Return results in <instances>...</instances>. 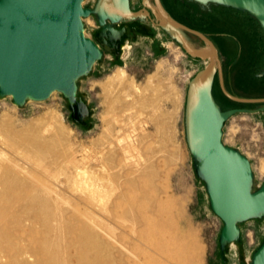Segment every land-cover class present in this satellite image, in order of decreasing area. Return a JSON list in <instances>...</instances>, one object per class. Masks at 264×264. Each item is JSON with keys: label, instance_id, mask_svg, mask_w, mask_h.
Masks as SVG:
<instances>
[{"label": "rangeland", "instance_id": "obj_1", "mask_svg": "<svg viewBox=\"0 0 264 264\" xmlns=\"http://www.w3.org/2000/svg\"><path fill=\"white\" fill-rule=\"evenodd\" d=\"M148 2L154 4V0H148ZM95 3L96 0H85L83 6L93 9ZM137 3L138 1L136 0L130 4L129 0L130 8L133 12L144 9L141 0L142 8L135 10ZM145 10H147L149 15L146 16V21L142 24L149 27V31L150 27L157 28L153 25L155 19L152 12L148 9ZM219 14L225 19L236 23L239 29L245 26L250 33L254 34L257 43L256 51L260 57L257 58L255 66L249 74L252 78L253 74L261 66L264 56V37L261 31L256 23L244 13L231 8H220ZM83 22L85 36L93 38V33L99 29L95 17L93 15L89 16ZM157 29L161 32V35H166L160 28ZM141 36L143 35L127 32L124 38V44L127 45L125 49H122L117 56L111 53H104L102 59L95 63L90 74L79 81V92L88 103L90 113L85 124L80 125L71 122L70 112L66 108V101L57 92L52 93L45 101H28L22 107L14 105L11 97L0 99V117L6 112L5 115L9 114L12 117L16 125L15 128L20 129L28 123H34L35 119L44 115L48 110L51 111L53 109L61 117V127L65 129V131L63 130V138L76 148L79 147L78 149L80 150L85 148V151L92 155L94 150H96L94 149V144L106 134L107 127H110L112 120H114L112 117L114 118L118 114L119 117H122L123 122L125 121L124 123L127 124L125 126L130 127H124V131H115V133L118 132V135L123 134L121 136V138H124L122 141L125 140L123 143L130 138L131 142H133L127 157L129 158L130 156L132 160L127 159L129 167L126 168L134 178L140 181L133 196L138 199H143L146 196L149 199V201H146L144 212L146 217L149 218L150 225L145 228L143 226V229H147L148 238L140 244L142 246L141 262L143 264H218V254L220 253L222 256L225 255L230 258L229 264H246L250 262L254 251L264 239V218L261 220L250 219L241 223L239 230L241 228L243 230L239 232L237 244L229 245L226 250L222 251L219 245V235L223 223L210 209L204 184L196 177L193 161L185 141L183 111L187 83L199 70L204 68L205 62L198 58H191L181 46L167 35V39L164 38L162 40L164 47L157 44L155 51L150 47L149 41L144 39L146 42H142ZM127 39L134 40L128 44ZM194 39L197 44H202L199 38L194 37ZM117 68H123L127 72L129 79L140 85H144L150 74L156 73L154 84L157 88L155 85L148 87L141 95L147 100L145 106L138 102V104H132L131 107L127 106L130 110H127L128 113L125 111L126 114L124 112L122 114L120 111L107 113L109 109L106 108L107 106H105L103 99L104 86L108 84V89L116 88L115 83L109 84L107 80ZM216 75L217 73L214 78ZM252 79L254 80V78ZM256 81V83L264 81V77L258 78ZM229 82L228 84L226 83L228 88H224L225 91L229 90L230 93L227 92L235 97L243 96L244 92L233 86L230 88ZM169 85L174 87V89L171 88L173 89V95L170 91L166 95L167 98H162L167 88L170 87ZM213 93L218 105L220 104L224 108L235 106L232 101L226 99L223 95L219 81L214 83V90L212 84V95ZM254 96L264 97V91L255 92ZM151 98L153 99L151 100ZM152 102L156 104L155 110L151 106ZM255 108L257 107L239 109ZM105 114L107 117H105ZM103 116L106 120L102 119ZM155 117H162L160 122L163 125V133L165 135L162 132H157L153 119H151ZM103 121L105 122L104 125ZM128 123H133L134 125H132L137 131ZM102 128L105 129L103 130ZM131 128L133 130H130ZM131 134H134V137ZM164 137L166 138L164 139ZM71 138L73 139L70 140ZM223 142L226 146L239 149L249 158L255 175V182L259 185L262 184L264 182V172L260 171V167L262 163L264 164V112L236 114L229 118L224 124ZM3 147L5 149L3 148L2 150L5 151L7 148ZM171 154L176 157V161L173 160L175 163L167 161V156ZM118 158L121 159V156L119 155ZM147 161L154 163L151 165L154 166L157 176L154 177L151 188L146 191L144 190L142 176L136 174L138 172H134V170L141 169L140 165L143 166L147 163L149 165ZM90 163L95 171L99 173V162L93 160ZM59 177L62 178L61 176ZM117 193L118 190H115L110 197L104 196V200L109 198L108 201L110 202ZM106 196H109V194ZM71 202L74 203L72 200ZM257 223L260 224L259 227L256 230H252L251 226ZM113 226L115 229L114 233L124 241L123 236H120L119 224L114 223ZM131 236L132 238L135 237L134 234H131L130 238ZM179 243L184 245L186 249L185 261L183 262L177 254V245Z\"/></svg>", "mask_w": 264, "mask_h": 264}, {"label": "water", "instance_id": "obj_2", "mask_svg": "<svg viewBox=\"0 0 264 264\" xmlns=\"http://www.w3.org/2000/svg\"><path fill=\"white\" fill-rule=\"evenodd\" d=\"M85 0H0V99L11 97L22 107L41 102L57 92L66 101L70 120L83 125L89 106L79 92V81L90 74L104 53L119 55L127 32L143 36L142 24L152 12L155 22L191 58L205 62L187 83L183 111L184 136L196 177L204 184L211 211L222 221L219 245L222 251L237 244L239 225L264 218V182L257 184L251 161L239 149L226 146L223 129L236 114L264 112V98L242 99L223 87L220 59L207 36L174 20L159 0L133 12L129 0H96L94 8ZM201 7L209 4L232 8L255 19L264 34V0H188ZM94 16L99 29L85 36L83 20ZM199 38V45L195 39ZM229 99L260 103L255 109L221 110L212 95L214 75ZM264 76V68L256 75ZM264 264V239L250 262Z\"/></svg>", "mask_w": 264, "mask_h": 264}, {"label": "bare ground", "instance_id": "obj_3", "mask_svg": "<svg viewBox=\"0 0 264 264\" xmlns=\"http://www.w3.org/2000/svg\"><path fill=\"white\" fill-rule=\"evenodd\" d=\"M155 75L150 74L140 85L123 68H117L107 80L116 88L103 85L107 113H128L127 106L138 102L145 106L147 100L141 95L155 85ZM171 88L162 98L170 91L173 95ZM155 105L151 103L154 110ZM52 110L20 129L8 113L0 117V264H143L140 244L148 238L143 226L150 225L144 212L149 199L133 196L140 182L126 170L133 142L130 138L123 143V134L118 135L130 126L113 114L112 124L95 140L96 150L89 155L85 148L80 150L63 138L61 117ZM161 118H151L158 133H163ZM175 158L171 154L167 161L173 163ZM93 160L100 164L99 173L91 166ZM151 162L143 166L141 162V169L134 170L142 176L146 191L157 176ZM260 171L264 172L263 163ZM115 190V198L105 201L104 196L110 197ZM114 223L119 224L124 241L114 233ZM131 234L135 237L130 238ZM185 250L181 243L177 245L182 262Z\"/></svg>", "mask_w": 264, "mask_h": 264}, {"label": "flooded vegetation", "instance_id": "obj_4", "mask_svg": "<svg viewBox=\"0 0 264 264\" xmlns=\"http://www.w3.org/2000/svg\"><path fill=\"white\" fill-rule=\"evenodd\" d=\"M136 0H130V4ZM137 9H141V0H137ZM165 11L180 24L201 32L207 36V38L215 46L221 64V72L223 73V86L228 88L227 84L230 77V88L233 86L238 90L244 92L243 96L237 98L242 99H261L264 97L254 96L255 92L264 91V81L256 83L258 78L257 73L263 69L264 56L261 66L257 69V72L253 74L252 78L249 76L254 68L258 57L256 51V38L254 34L249 32L247 27L236 26V23L229 21L219 14V7L213 5H207L201 7L200 5L188 1V0H159ZM151 26V25H150ZM264 37V35L262 34ZM142 42L149 41L150 47L156 50L157 44L164 47L162 40L167 39L166 35H161V32L154 27H150L149 34L141 36ZM163 37V38H162ZM145 39V40H144ZM134 39H127L128 44L132 43ZM141 40V39H139ZM163 44V45H162ZM222 58V59H221ZM227 65V66H226ZM218 77L214 78V83L218 82ZM227 83V84H226ZM221 88V87H220ZM229 93L230 91L227 90ZM223 92V91H222ZM225 96V94L223 93ZM231 95V94H230ZM214 96V93H213ZM233 96V95H232ZM235 97V96H234ZM226 99L232 101L227 96ZM215 101L216 97L214 96ZM235 106L224 108L220 104L222 110L236 109V108H254L260 105V103H241L232 101ZM218 103V102H217ZM258 224V225H257ZM251 226L252 230H256L259 227V223ZM243 229L241 228L240 231ZM224 256V257H223ZM218 254V264H229L230 258L225 255Z\"/></svg>", "mask_w": 264, "mask_h": 264}, {"label": "crops", "instance_id": "obj_5", "mask_svg": "<svg viewBox=\"0 0 264 264\" xmlns=\"http://www.w3.org/2000/svg\"><path fill=\"white\" fill-rule=\"evenodd\" d=\"M209 5H212V4H209ZM214 6V5H213ZM216 7H219V8H225V7H221V6H216ZM232 9V8H231ZM233 10H235V9H233ZM235 11H238V10H235ZM238 12H240V11H238ZM241 13H244V14H246L251 20H253L255 23H256V25L258 26V28H259V30L261 31V33L263 34V32H262V30H261V28H260V26L258 25V23L256 22V20L255 19H253V18H251L247 13H245V12H241ZM264 35V34H263ZM263 68H264V65H263ZM261 71V70H260ZM259 71V72H260ZM258 72V73H259ZM257 73V74H258Z\"/></svg>", "mask_w": 264, "mask_h": 264}]
</instances>
